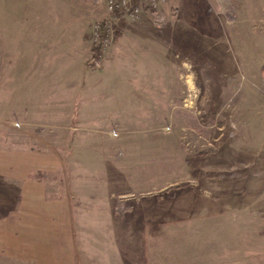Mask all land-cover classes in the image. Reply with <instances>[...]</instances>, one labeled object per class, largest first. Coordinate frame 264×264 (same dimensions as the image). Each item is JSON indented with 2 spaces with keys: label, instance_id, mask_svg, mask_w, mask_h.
<instances>
[{
  "label": "rangeland",
  "instance_id": "374dc122",
  "mask_svg": "<svg viewBox=\"0 0 264 264\" xmlns=\"http://www.w3.org/2000/svg\"><path fill=\"white\" fill-rule=\"evenodd\" d=\"M61 1L92 27L106 16L104 0ZM162 12L161 23L145 14L112 24L100 66L118 43L121 77L104 82L123 94L125 130L77 150L118 157L92 170L125 174L110 195L112 218L127 233L133 220L141 240L154 234L157 258L163 245L172 264H264V0H168ZM12 117L0 119V264H31L46 227L43 210L22 204L21 157L35 165L28 181L46 177L57 192L58 174L38 168L57 147L53 132Z\"/></svg>",
  "mask_w": 264,
  "mask_h": 264
},
{
  "label": "crops",
  "instance_id": "0c3cea01",
  "mask_svg": "<svg viewBox=\"0 0 264 264\" xmlns=\"http://www.w3.org/2000/svg\"><path fill=\"white\" fill-rule=\"evenodd\" d=\"M92 21L87 14H79L75 4L70 10L61 0H0V103L4 105L0 119L19 116L24 127L53 132L58 148L38 166L58 174L57 192L46 177L28 181L35 165L30 169L28 153L21 157V173L27 180L22 204L30 211L43 210L46 227L37 240L42 249L31 264H172L163 245L157 258L154 234L141 240L129 230L137 227L133 220L127 224V233L112 218L110 195L116 194V180L125 174L104 170L102 165L92 170V165L116 163L118 157L77 150L87 140H96L97 147L114 141L109 132L124 129L117 118L124 113V103L118 102L123 94L104 82L121 77L122 71L115 70L121 60V52H116L119 45L113 44L102 66L91 68ZM77 163L86 165L78 168L84 171H77ZM104 194L108 200L96 202ZM93 195L98 198L88 197Z\"/></svg>",
  "mask_w": 264,
  "mask_h": 264
},
{
  "label": "built area",
  "instance_id": "2783aa9c",
  "mask_svg": "<svg viewBox=\"0 0 264 264\" xmlns=\"http://www.w3.org/2000/svg\"><path fill=\"white\" fill-rule=\"evenodd\" d=\"M106 16L94 23L91 40L94 45L90 67L97 68L111 45L112 24L121 15L139 18L145 14L152 15L161 23L165 17L162 9L168 0H104Z\"/></svg>",
  "mask_w": 264,
  "mask_h": 264
},
{
  "label": "trees",
  "instance_id": "16d2710c",
  "mask_svg": "<svg viewBox=\"0 0 264 264\" xmlns=\"http://www.w3.org/2000/svg\"><path fill=\"white\" fill-rule=\"evenodd\" d=\"M88 65H90V60H88Z\"/></svg>",
  "mask_w": 264,
  "mask_h": 264
}]
</instances>
